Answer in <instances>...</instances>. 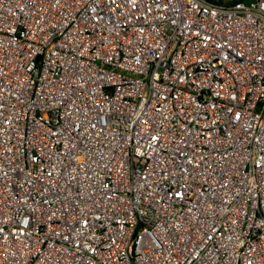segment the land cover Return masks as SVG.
<instances>
[{
  "label": "built area",
  "instance_id": "obj_1",
  "mask_svg": "<svg viewBox=\"0 0 264 264\" xmlns=\"http://www.w3.org/2000/svg\"><path fill=\"white\" fill-rule=\"evenodd\" d=\"M0 264H264V0H0Z\"/></svg>",
  "mask_w": 264,
  "mask_h": 264
},
{
  "label": "rangeland",
  "instance_id": "obj_2",
  "mask_svg": "<svg viewBox=\"0 0 264 264\" xmlns=\"http://www.w3.org/2000/svg\"><path fill=\"white\" fill-rule=\"evenodd\" d=\"M244 1V0H243Z\"/></svg>",
  "mask_w": 264,
  "mask_h": 264
}]
</instances>
